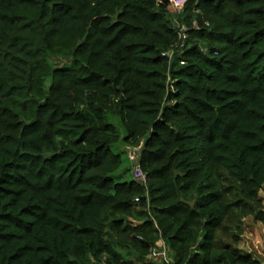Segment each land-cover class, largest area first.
Returning <instances> with one entry per match:
<instances>
[{"label":"trees","instance_id":"trees-1","mask_svg":"<svg viewBox=\"0 0 264 264\" xmlns=\"http://www.w3.org/2000/svg\"><path fill=\"white\" fill-rule=\"evenodd\" d=\"M263 189L264 0H0V264H262Z\"/></svg>","mask_w":264,"mask_h":264},{"label":"rangeland","instance_id":"rangeland-1","mask_svg":"<svg viewBox=\"0 0 264 264\" xmlns=\"http://www.w3.org/2000/svg\"><path fill=\"white\" fill-rule=\"evenodd\" d=\"M130 157H134L132 151ZM260 195L264 201V189L260 192ZM240 247L244 252L252 254L264 264V225L255 221L252 217H247L245 219V233Z\"/></svg>","mask_w":264,"mask_h":264},{"label":"built area","instance_id":"built-area-1","mask_svg":"<svg viewBox=\"0 0 264 264\" xmlns=\"http://www.w3.org/2000/svg\"><path fill=\"white\" fill-rule=\"evenodd\" d=\"M188 0H169L172 8L175 10V11H180L184 5L186 4ZM186 31H187V28L186 27H182L181 29V36L183 38L186 37ZM134 176L139 179V180H143L145 181V175L143 174V172L141 171V169L139 168V166H137L135 168V171H134ZM158 249H154V251L152 252L151 255H155V254H158L160 255L167 263H171L172 261V257L170 255V252L169 250H167V248L165 247L164 243L163 242H159L158 245H157Z\"/></svg>","mask_w":264,"mask_h":264}]
</instances>
